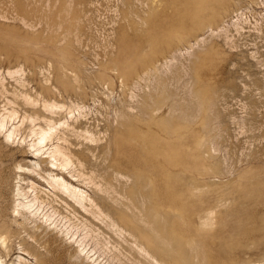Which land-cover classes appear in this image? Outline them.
Listing matches in <instances>:
<instances>
[{
	"label": "rangeland",
	"instance_id": "374dc122",
	"mask_svg": "<svg viewBox=\"0 0 264 264\" xmlns=\"http://www.w3.org/2000/svg\"><path fill=\"white\" fill-rule=\"evenodd\" d=\"M252 1L0 0V75L8 88L20 96L29 91L32 96L42 93L87 106L88 118L80 129L90 130L98 140L91 143L70 132L68 138L98 166L92 171L84 162L83 177L67 172L66 176L98 201L89 182L91 174L103 180V165L115 157L135 162L137 169L159 183L158 190L193 195L182 212V222L189 223L193 211L231 199L217 208L215 219L220 222L214 232L210 230L213 264L264 262V0L259 5ZM242 12L243 28H237L234 23ZM8 69L21 72L12 76ZM42 86H51L54 92H42ZM7 97L0 94V111L14 108L19 118L26 110L32 112L20 102L22 97L16 104ZM35 123L44 125L42 120ZM31 128L26 121L13 141L0 133V218L19 231L9 242L13 249L8 263L17 254L37 263L35 255L22 249L26 238L47 253L49 264H97L85 254L94 247L91 255L101 252L92 238H84L87 250L79 251L87 231L83 222L108 238L121 258H133L135 251L113 229L70 198L61 199L59 192V198L50 194L58 209L57 227L23 216L15 222L17 185L29 194L32 181L39 189L51 188L45 180L48 165L34 156L30 145ZM141 140L144 144H139ZM152 185L144 189L149 191ZM230 207L234 212L227 210ZM236 214L243 215L242 224L235 225ZM65 215L81 226L74 238L63 231L70 224ZM52 235L57 238L51 239ZM106 255L100 264H118Z\"/></svg>",
	"mask_w": 264,
	"mask_h": 264
},
{
	"label": "bare ground",
	"instance_id": "6f19581e",
	"mask_svg": "<svg viewBox=\"0 0 264 264\" xmlns=\"http://www.w3.org/2000/svg\"><path fill=\"white\" fill-rule=\"evenodd\" d=\"M253 3L259 5L262 4V0H254ZM236 15L238 16L239 14L237 13ZM242 15L243 12L240 14V17L238 16V18L235 20L234 25L237 28H243V26L240 24ZM222 28L224 27L219 29ZM211 30L213 31V28H211ZM156 68L159 70L158 65ZM20 72L21 69L7 70V73L12 76ZM64 74L66 75L65 72ZM17 81L24 87L27 85V83L20 78H17ZM44 89L54 92L51 86H42L41 91L43 92ZM0 94L6 97L8 94H12V99L7 97L9 103L16 104V102H21L26 107L29 106L32 109L31 110L29 108L30 111H32H29L30 113H27L28 111L26 110L25 114L20 118L17 115V110L14 108L10 110L5 108L4 111H0V133H4V137L8 141L16 140L22 132V125H24L26 121L30 122L32 125L31 134L34 135V139L30 145L34 149V156L39 158V160L46 162L49 168V171L45 176V180L51 186V188L48 189L49 191H45L43 188L39 189L38 185H36L34 181H32V183L27 186L32 190L31 194L28 193L29 190H26L27 188L25 189V187L22 185H17L16 192L14 194L16 197L15 205L12 211L14 213L13 215L15 216V222L18 221V216H23L25 219H31L34 222H38L46 226H52V224H55L56 226L54 227H57L59 218L57 219L55 215L58 213V209L54 207L53 203H51L53 199L50 200V198H52L50 194L57 196L56 193L59 192L62 196V198L60 197L61 199H63V197L66 200L70 198V200L74 202V205L81 206V208H84L86 211L90 212L95 218L99 219L106 226L113 229L119 238L129 245L130 251H135V256L133 258L128 256H125V259L123 257L121 258L115 252L117 247L113 245L108 238L103 236L100 237V233L97 232L96 229L92 228L91 226L88 227V224L86 223V225L85 222H83L82 229H86L87 231L79 241V251L85 252L87 250L89 243L87 244L84 238H92L96 245V250L99 247L98 249L102 253L100 252L97 257H95L96 252L91 255L90 253L93 252L95 249L94 247V249H88L85 254L88 258H92V260L96 261L97 264L101 263L99 260L100 257L106 254L109 255L112 260L117 259L118 264H213L210 252L213 246L212 238L214 237L210 235V230H213L214 232V229L212 228L220 222L219 220L215 219L216 215H218L217 208L223 205L226 206L228 202L231 201V199L226 198L224 202L220 204L216 203L215 206L214 204L207 205L197 210V212L196 210L193 211L195 212L194 220L192 219L193 223H189L188 221L182 222L183 209L185 208L186 204L192 202H187L193 196L192 194H181L180 192H177L178 190H176V192L167 191L164 193L158 190L157 184L159 183H155L154 177H151L150 175H148V177L141 170L137 169L135 162L128 160L123 161L121 159L118 160L115 157L114 159H110V161L108 160V164L106 163L103 165L102 169H106V171H104L106 174L101 171V168H99L100 170L97 169L104 175V177L102 175L103 180L97 181L96 177H93L92 174L89 177V182H91L96 188L95 194L99 197V205L98 201H96L97 197L94 199V197L89 194L87 190L83 189L80 187V185L73 181L75 179L69 178L68 175L66 176L67 172L71 175V177L80 179L86 174L85 169L82 166H84L87 162L89 164L88 168H90L92 171L96 166H98L96 163H94L95 161H92V156L87 153L84 148V150L73 148V145L71 146L68 138V132H70L75 135L77 134L84 136V138L91 143L98 140L95 135L90 132V130L80 129L83 120L85 121L88 118V112H85V108L87 107L86 104H80L76 102L68 104L42 93L32 96L29 91L22 93L20 96V93H18L16 89L11 91L8 88L5 83V77L1 75ZM19 97L23 98V100L20 102L18 100ZM129 113L127 112L123 115L127 116ZM141 114L142 113H140V115ZM57 115L59 116L58 118ZM132 117H134V115ZM16 118H19L18 122L15 121ZM38 120L44 121V125L40 124L37 127L35 122ZM131 120L129 119L128 121ZM127 123L129 124V122ZM127 123L126 125L129 126ZM122 125L124 124L122 123ZM142 140H144V138H142ZM142 140L139 144H141V142L143 143ZM132 141L134 142L133 139ZM87 147L90 148L91 146L88 145ZM142 147L140 146V149H142ZM90 150H92V148ZM109 151L108 156L110 155ZM105 156L107 157V153ZM84 162L86 163L84 164ZM18 168L24 169L25 167L18 165ZM54 170L58 171L55 172ZM121 178H125L127 181H122ZM130 179L131 182H128ZM151 183L154 185V188L149 191L145 190L144 188H148V185H151ZM190 185L192 184L190 183ZM198 186L200 187L201 185ZM187 188L190 190V193V187ZM40 192H45V195L47 196L40 194ZM112 192L116 193V195L114 194L112 196ZM102 205L104 206V209L101 207ZM48 207L52 208V210L50 211ZM105 207L107 211H105ZM227 210L232 213L235 209L230 207ZM247 211L248 210H246V212ZM236 215L237 220L235 225L242 224L244 221L243 215ZM250 215L251 214H249V216ZM64 218L67 219L68 216L65 215L63 219ZM67 221L70 222V224L68 226L64 222L66 229L63 231L66 236L70 235V238H74L81 226L79 223H73L70 217ZM12 225L8 222L2 221L0 218V264H9L7 257L10 255L11 250L13 249L12 244L9 242L12 239V236L19 232L17 228H13ZM73 228L76 230H73ZM31 235L37 240L40 239L39 234L36 232H32ZM50 238L56 239L57 237L52 235ZM24 244L25 247H23L24 245H21L23 247L22 249L25 252L36 256V258L34 257L37 259L36 264H49V257L47 256V253L44 254L42 251L40 252V249L38 250L37 247L32 244V242L26 240V238ZM41 244H43V242ZM39 247L40 246H38V248ZM33 263H31L28 258L21 254H17L15 259L12 260V264ZM251 264H264V262L256 261L255 263Z\"/></svg>",
	"mask_w": 264,
	"mask_h": 264
}]
</instances>
